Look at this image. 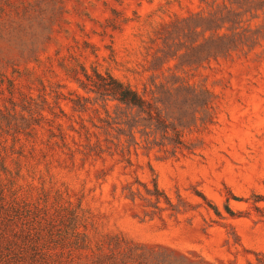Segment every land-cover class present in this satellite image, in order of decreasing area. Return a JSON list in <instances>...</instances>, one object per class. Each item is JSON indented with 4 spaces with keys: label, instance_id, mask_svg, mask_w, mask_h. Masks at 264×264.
<instances>
[{
    "label": "rangeland",
    "instance_id": "rangeland-1",
    "mask_svg": "<svg viewBox=\"0 0 264 264\" xmlns=\"http://www.w3.org/2000/svg\"><path fill=\"white\" fill-rule=\"evenodd\" d=\"M0 178V264H264V0H0Z\"/></svg>",
    "mask_w": 264,
    "mask_h": 264
},
{
    "label": "trees",
    "instance_id": "trees-1",
    "mask_svg": "<svg viewBox=\"0 0 264 264\" xmlns=\"http://www.w3.org/2000/svg\"><path fill=\"white\" fill-rule=\"evenodd\" d=\"M111 81L115 85H108V91L116 98L120 103L125 104L128 107H137L139 109H144L145 107H150V104L140 95L136 90H133L129 85H125L112 77ZM149 113H151L149 111ZM5 171V169H3ZM7 183H9L7 179ZM6 187V183L0 178V208L3 207L4 197L3 190Z\"/></svg>",
    "mask_w": 264,
    "mask_h": 264
}]
</instances>
